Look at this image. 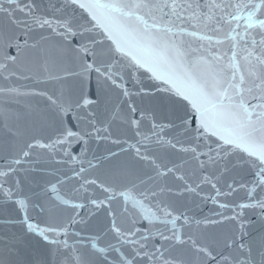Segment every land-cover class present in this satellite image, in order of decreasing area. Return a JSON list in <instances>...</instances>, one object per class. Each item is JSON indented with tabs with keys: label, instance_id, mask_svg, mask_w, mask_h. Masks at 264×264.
Segmentation results:
<instances>
[{
	"label": "snow or ice",
	"instance_id": "6c2138e0",
	"mask_svg": "<svg viewBox=\"0 0 264 264\" xmlns=\"http://www.w3.org/2000/svg\"><path fill=\"white\" fill-rule=\"evenodd\" d=\"M0 264H264V0H0Z\"/></svg>",
	"mask_w": 264,
	"mask_h": 264
}]
</instances>
